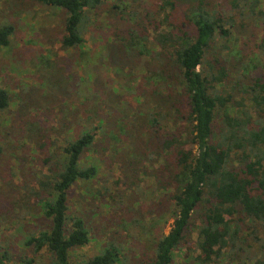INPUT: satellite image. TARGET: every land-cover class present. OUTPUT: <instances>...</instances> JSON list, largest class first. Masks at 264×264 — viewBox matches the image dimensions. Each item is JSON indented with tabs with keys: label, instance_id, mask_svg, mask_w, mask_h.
<instances>
[{
	"label": "trees",
	"instance_id": "obj_1",
	"mask_svg": "<svg viewBox=\"0 0 264 264\" xmlns=\"http://www.w3.org/2000/svg\"><path fill=\"white\" fill-rule=\"evenodd\" d=\"M16 1L14 7L19 6ZM28 1L62 13L61 46L65 51H80L82 63L75 62L87 72L82 80L90 81L93 47L107 53V0ZM110 6L126 21L109 39L112 57L134 53L145 59L140 65L141 81L154 84L149 121L143 118L139 126L134 121L141 134L128 145L135 158L132 163L145 161L146 151L155 149L160 164L157 182L172 191L174 204L170 229L157 239L145 264H174L175 249L193 229L198 231L201 264L224 259L233 264H264V73L253 69L257 64L239 46L238 36L236 50L223 44L222 50L213 52L219 36L230 43L237 26L245 27L247 20L264 24V0H161L144 14L126 5ZM100 16L106 27L97 25ZM15 32L12 23L0 24V48L11 46ZM92 33L101 40L94 38L89 47L86 36ZM255 48L264 51V41ZM245 77L251 81L245 82ZM99 91L97 106L89 111L86 108L91 106H84L82 117L66 125L70 137L58 154L45 159L50 174L43 175L36 187H25L48 222L27 234L25 245L35 252L47 250L50 264H116L120 257V250L110 244L86 261H71V252L91 240L84 218L70 213L69 194L77 183L98 175L97 166L83 165L82 158L105 126L107 103ZM10 94L0 87V111L10 107ZM127 135L124 131L120 137ZM49 145L57 144L47 140L41 147L46 150ZM8 261V251L0 250V264ZM34 263V258L23 257L18 264Z\"/></svg>",
	"mask_w": 264,
	"mask_h": 264
},
{
	"label": "rangeland",
	"instance_id": "obj_2",
	"mask_svg": "<svg viewBox=\"0 0 264 264\" xmlns=\"http://www.w3.org/2000/svg\"><path fill=\"white\" fill-rule=\"evenodd\" d=\"M160 1L107 0V53L93 47L96 34L86 36V46L95 51L90 62L93 76L85 82L82 77H87V72L79 66L80 51H65L61 46V12L28 0H18L17 7L13 5L16 0H0V24L12 23L16 29L11 46L0 48V87L11 93L12 101L7 110L0 111V250L8 251L11 261L7 264H18L23 257L34 258V264H50L47 250L35 252L25 245L27 234L48 225L36 198L28 197L25 187H36L43 175L50 174L45 159L58 154L70 137L66 125L82 117L84 106H91L86 108L88 111L97 106L98 90L104 93L103 103H107L105 126L98 130L96 144L82 158L83 165L97 166L98 175L77 183L69 194L70 213L84 218L91 240L71 252V261H86L113 244L120 250L116 264H145L157 239L168 233L175 218L174 204L170 199L172 191L157 182L158 155L155 149H149L145 161L133 164L135 158L128 150L134 135L141 134L134 121L138 126L143 118L145 123L149 121L154 84L141 81L140 65L145 59L128 53L115 60L109 46L115 28L122 29L126 24L121 15L111 11L110 5H126L130 11L144 14L145 9H155ZM226 3L222 1V6ZM97 23L106 27L103 16L98 17ZM245 24L237 26L230 43L219 36L213 52L222 50L223 44L233 48L238 36L239 46L257 64L253 69L264 73V51L255 48L264 41V24L257 25L250 19ZM102 33L106 35L104 30ZM78 59L79 63L75 62ZM230 59L233 60L232 55ZM250 81V77H245V82ZM85 94L89 97L85 98ZM89 114L91 121L94 113ZM163 125L168 129L166 123ZM124 131L127 137H120ZM47 140L57 145L44 150L41 144ZM197 242L198 231L193 229L175 249L174 264H201L197 260ZM205 264L233 262L224 259Z\"/></svg>",
	"mask_w": 264,
	"mask_h": 264
}]
</instances>
